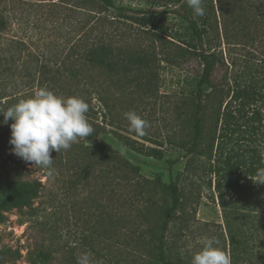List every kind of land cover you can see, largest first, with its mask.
I'll return each instance as SVG.
<instances>
[{"label": "rangeland", "instance_id": "obj_1", "mask_svg": "<svg viewBox=\"0 0 264 264\" xmlns=\"http://www.w3.org/2000/svg\"><path fill=\"white\" fill-rule=\"evenodd\" d=\"M115 2L137 13L121 14L99 0H0L6 22L0 31V111L46 87L60 96L82 97L93 109L86 117L94 128L69 150L51 153L55 171L49 176L11 151L12 121L0 124V173L43 183L33 209L0 208V264H76L83 253L90 255L92 264H153L157 240L152 230L170 204L171 181L180 185L183 201L168 230L172 257L191 263L205 237H215L230 254V247L223 245L229 239L222 208L208 196L211 175L202 169L207 156L189 153L182 144L192 137L190 104L201 66L196 57L182 56L191 34L177 13L180 3ZM142 13L154 15L153 23L144 26L130 16ZM206 15L204 47L221 59L216 81L223 80L222 61L229 64L231 57L252 54L264 57V40L247 47L243 42L226 44L218 0H209ZM101 19V33L91 32ZM91 35H101L112 45L119 58L126 59V68L99 73L80 64L77 55ZM137 56L144 57L139 66ZM71 68L79 70L78 75H72ZM93 81L103 83V100L88 92ZM76 82L84 87L74 94ZM130 111L150 122L147 135L130 130L125 117ZM215 122L210 100L204 146ZM129 139L144 149L163 148L165 158L132 148ZM178 157L171 169L167 159ZM3 198L0 183V203ZM41 252L50 261L43 262Z\"/></svg>", "mask_w": 264, "mask_h": 264}, {"label": "trees", "instance_id": "obj_2", "mask_svg": "<svg viewBox=\"0 0 264 264\" xmlns=\"http://www.w3.org/2000/svg\"><path fill=\"white\" fill-rule=\"evenodd\" d=\"M99 1L114 7L121 14H127L128 10L137 13L134 9L117 6L115 0ZM177 2L180 3L177 13L187 22L191 34L189 41L185 42L186 49L182 56L196 57L201 66L200 74L195 78L190 104L192 137L182 144L187 145L189 153L201 152L207 156L208 161L204 162L202 169L211 175L207 183L208 196L217 200L222 208L229 239L223 245L230 247L232 264H264V184H260L258 176V171L264 169V57L251 53L244 58L231 57L229 64L222 61L226 70L223 80L216 81L215 73L221 59L212 48L204 47L209 0L203 2V17L194 15L187 0ZM210 2L213 3V0ZM218 7L224 18L227 45L243 42L247 47L264 40V0H218ZM130 16L144 26L153 23L155 18L148 14ZM93 24L91 32L99 30L101 33L104 21L101 19ZM5 26L0 12V31ZM85 45L83 52L77 55L80 64L92 67L99 73L121 72L122 67L126 68V59L121 60L115 48L103 41L101 35H91ZM136 62L138 66L144 63V57L137 56ZM129 70L127 68L125 71ZM78 71L71 68L72 75H78ZM83 87L76 82L74 94L81 93ZM103 88V83L93 81L88 85V92L103 100ZM210 100H213L216 114L215 131L204 146L206 112ZM89 112H93L91 107L86 116ZM128 142L132 148L147 151L156 159L165 158L163 148L144 149L136 146L131 139ZM167 161L172 169L180 158ZM0 183H3L4 189V198L0 203L3 209H33V203L43 186L42 181L37 179L27 180L20 175L4 176L1 173ZM168 195L170 204L163 209L157 229L152 230V236L157 240L153 264H191L183 258L172 257L168 240L170 224L183 203L182 190L176 181L169 183ZM40 257L43 262L51 259L44 252L40 253Z\"/></svg>", "mask_w": 264, "mask_h": 264}, {"label": "clouds", "instance_id": "obj_3", "mask_svg": "<svg viewBox=\"0 0 264 264\" xmlns=\"http://www.w3.org/2000/svg\"><path fill=\"white\" fill-rule=\"evenodd\" d=\"M204 0H187L188 7L195 16L203 17ZM90 108L82 97H64L42 87L27 99L0 111L4 119L0 124L12 121L11 151L33 167H39L49 176L53 175V151L69 150L79 139L93 134L94 128L88 122L86 114ZM130 130L136 135H147L150 122L134 111L125 113ZM260 184H264V169L258 171ZM201 248L193 254L191 264H232L230 254L219 246L215 237L203 238ZM76 264H92L91 257L83 253L77 257Z\"/></svg>", "mask_w": 264, "mask_h": 264}]
</instances>
